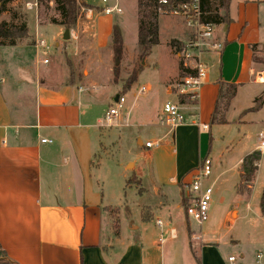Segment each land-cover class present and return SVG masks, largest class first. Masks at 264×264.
<instances>
[{"label": "crops", "instance_id": "1", "mask_svg": "<svg viewBox=\"0 0 264 264\" xmlns=\"http://www.w3.org/2000/svg\"><path fill=\"white\" fill-rule=\"evenodd\" d=\"M231 8L230 0H226L218 11L224 20L215 25V37L223 49L200 55L208 67L207 79L195 105L184 110L187 115L197 114L200 124L208 125L207 131L188 124L171 129L162 123V105L178 99L176 95L174 101L164 99L174 95L169 87L177 76L176 71L154 85L142 87L144 92L155 88L157 96L160 89L164 90L162 104L157 99L153 106L147 98L139 105L134 104L139 90L131 105L125 108V100L113 125L107 126L104 115L121 95L109 84L111 54L102 53L115 24L111 15H91L95 21L89 40H82L81 36L77 44L74 39L79 38V32H76L78 37L75 32H69L66 44L75 48L74 56L78 54V47L87 45V41L91 53L96 52L97 56L91 63L105 62L103 72L96 65L89 75L88 71L84 72L87 76L83 84L46 85L40 80L37 67L29 78L21 73L23 79L18 83L0 78V249L7 259L15 264H81V260L82 264H231L228 259L234 257V264H264V257L257 258L262 252L256 249L264 244L258 243L255 230L256 239L249 232V235L243 233L244 238L233 236L222 240L201 230L196 233L185 213L180 218L176 212L183 208L185 186L203 157L202 132H209V140H213L210 118L219 83L237 85L227 111L242 91L251 89L254 97L259 93L258 88L264 86L257 81L259 73L264 72V64L254 62L255 51L264 56V0L237 2L234 12ZM62 31L65 32L63 27ZM188 35L186 30L185 37L176 40L185 43ZM63 39L60 38L57 48L64 44ZM159 45L160 41L152 46L142 67L149 66ZM170 54L168 50V58ZM175 56L180 59L179 53ZM212 59H220L222 64V70L216 69V76L209 73L210 63L214 64ZM133 127L139 129L136 134ZM144 127L153 140L142 139ZM44 139L50 142L42 143ZM146 142L153 146L146 148ZM110 144L146 150L152 179L150 189L158 199L153 207L160 208L174 193L177 195L175 207L167 211L170 224L164 225L166 238L162 236V229L158 231L146 224L154 219L151 206L141 209V223L134 227L129 221L131 210L126 202L122 204L118 194L107 195L103 189L105 183L100 186L98 178L93 176L94 160ZM253 151H258V146ZM129 165L134 170V163L128 162L125 172ZM114 208L119 209L118 226L114 225L112 230L108 214ZM147 210L150 220L143 221L142 213ZM172 230L174 237L170 235ZM259 235H264L263 226Z\"/></svg>", "mask_w": 264, "mask_h": 264}, {"label": "rangeland", "instance_id": "2", "mask_svg": "<svg viewBox=\"0 0 264 264\" xmlns=\"http://www.w3.org/2000/svg\"><path fill=\"white\" fill-rule=\"evenodd\" d=\"M107 1L108 3L104 4L102 0H76L77 15L75 25L71 26L72 28L70 29L62 25L54 24V21L56 23L61 21V17L55 8L54 0H38L36 10L34 8L29 10L26 7L25 0H0V23L5 22L18 27L24 25L28 30L27 37L17 40L14 46H0V78L5 77L7 81L13 80L18 83L23 79V75L29 78L31 72L37 67L39 70V78L40 80H44L46 85L57 86L59 84L69 83L79 85L84 83L83 79L87 76L84 72L88 71L87 74L89 75L90 71H93L92 67L94 65H96V68H102L101 72H103L105 70V62L99 60L95 61V64L91 63L97 56L95 57L96 52L91 53L93 51L87 41V45L77 46L79 51L75 56L73 55L75 48L73 46H67L66 39H63L64 44L60 47L57 48L56 44L60 41V38L64 37L65 32L62 31V27L65 31H73L75 34L79 32V38L74 39L77 44L80 43L81 36L84 37L82 40H89V37H92L95 21V18H92L91 15L93 17L104 15L102 12L104 6L117 4L122 10V14L114 12L111 14V18L121 28L124 51L120 58H118V65H115V59L111 52L109 42L107 48L102 53L105 56L109 53L111 54L112 58L109 61V84L114 86L116 88L115 91H118L122 95L123 92L121 90L124 85V80L129 76L133 66L138 64L141 51L137 45V32L141 20L138 5L139 0ZM250 1L252 0H230L231 9L233 12L235 11L237 2L245 3ZM220 4L219 0H214L213 7L219 11ZM87 14H90L91 18H88ZM159 17L162 18L159 21L158 34V42L160 41V45L157 48L156 54L150 58L148 67H142L144 65V58L139 62L141 69L137 74L136 82L124 94L126 100L125 108L131 105L134 95L139 90L141 91L142 87L146 88L147 84L154 85V83L156 84L158 81L173 75L176 71L177 76L171 81V86L169 87L174 94V86L182 79L178 75V67L183 59L176 58V52L170 46V42L173 39L184 38L186 28L180 20L168 14L158 12ZM262 17L263 15H261V19ZM188 34L185 40L186 42L189 40L190 33L188 32ZM38 40H43L47 49L38 47ZM76 43L75 45H77ZM168 50H170L171 58L167 56ZM45 60L47 63H44ZM254 60L257 64H264V56L258 55L256 51ZM213 62V65L210 63L209 66L208 64L209 73L216 76V69L222 70V64L220 59L217 61L214 59ZM115 66L119 69V79L116 82L113 80V69ZM53 75L55 76L53 77ZM98 77L103 78L100 74ZM51 79L55 80L52 81ZM257 81L264 84V72L259 73ZM154 89L152 87L151 91L140 92L134 104L137 103L139 105L141 100L145 98L153 106L156 105L157 99L160 104H162L164 99L170 101L175 100V94L163 99L164 90L160 89V96H157ZM258 90V95L254 97L251 89L244 90L234 100L230 109L224 114L225 123L213 125L211 130L212 142L209 140V132H202L201 134L200 149L203 156L202 159L207 156L212 162V174L208 180L204 181V184L212 188V194L206 222L199 225L192 219L187 218L191 223V228L195 229L198 234L201 230L207 233L208 236L215 234L217 238L222 237V240H228L233 236L244 238L243 233H248L249 235L250 232V236L253 239H256L255 234H257L259 238L258 243L264 244V235H259L261 226L264 227V219L262 221L260 218L261 213L259 209L260 195L264 185V153H261V160L251 194L245 197L236 193V186L239 181L237 173L239 161L252 152L255 146H258L259 133L264 135V86L259 87ZM256 100L258 102H255ZM262 100L263 103H261ZM256 105H259L262 109L257 113H250L240 119L243 111ZM132 130L136 134L135 131L139 129L133 127ZM146 130L147 127L142 129V139L144 141L146 138L153 140L148 137L149 135L146 133ZM112 131L115 132L116 130L112 129ZM94 149L95 153H97L96 147ZM145 152V149H129L123 144L120 146L116 144L107 145L106 149L99 152V155L94 160L92 173L94 177L98 178L100 186H103V182L105 183L103 189L107 195L110 193L113 195L118 194L121 203L126 202V205L131 210L129 221L134 227L141 223V209H146L148 206H151L154 219H151L146 224L151 228H156L158 231L162 229V236L166 238L168 234L164 225L170 224V217L167 211L168 208L172 209L175 207L178 199L174 193L172 199L163 202L164 205L160 208L153 207L157 205L158 199L150 189L152 179L150 177L149 164ZM159 160L157 159L158 162ZM128 162L134 163V170L129 165V170L125 172L124 166ZM199 165L200 160H198L195 169ZM124 175L125 177H123ZM132 175H135L139 179L141 188L143 189L142 194L138 193L136 185H127V181L132 178ZM185 193H187L186 188ZM184 198H186L185 195ZM176 212L181 218L185 213V208H180ZM108 215L113 230L117 214L110 212ZM157 219L162 221V228L157 226ZM254 230L256 231L255 234ZM256 250L264 253L263 246L258 247Z\"/></svg>", "mask_w": 264, "mask_h": 264}, {"label": "built area", "instance_id": "3", "mask_svg": "<svg viewBox=\"0 0 264 264\" xmlns=\"http://www.w3.org/2000/svg\"><path fill=\"white\" fill-rule=\"evenodd\" d=\"M102 1L104 4L108 3L107 0ZM25 2L29 10L33 8L34 10L37 9L38 0H25ZM157 2L160 5L157 10L159 13H165L177 18L190 33L189 40L184 43L185 50L179 55L182 56L180 58L183 59V66L195 71L193 76L182 77L180 82L174 86V94L177 97L184 96L186 100L183 104H180L178 99L175 103H164L162 106V123L171 129L188 124L207 131L208 125L200 124L197 114L187 115L184 110L195 105L199 90L207 79V65L199 58L200 55L211 51L220 52L223 49V44L215 37V25L203 21L200 0H188L187 2L176 4H171L169 0H157ZM169 4L172 5L169 10L162 9V6L164 7ZM102 12L104 15H111L114 12L122 14V10L118 5H106L102 8ZM37 46L47 49L43 40H38ZM44 63H47V61L45 60ZM144 91L145 89L141 88L140 92L143 93ZM124 103L125 98L120 95L115 106L105 113L103 119L108 127L113 125ZM41 142L46 143L50 141L44 139ZM144 146L150 148L153 144L146 142ZM258 151L264 153V135L262 133L258 135ZM211 166L212 162L208 157L201 159L199 167L191 172L189 182L185 186L187 190L185 200L188 204L185 208V215L199 225H202L208 219L212 188L204 184V181L208 180L212 174ZM156 223L158 226L162 225L161 221H157ZM170 235H174L173 230ZM262 257H264V253L257 256L258 259ZM228 261L234 264L235 258L230 257Z\"/></svg>", "mask_w": 264, "mask_h": 264}, {"label": "trees", "instance_id": "4", "mask_svg": "<svg viewBox=\"0 0 264 264\" xmlns=\"http://www.w3.org/2000/svg\"><path fill=\"white\" fill-rule=\"evenodd\" d=\"M6 1V0H5ZM171 4L183 3L188 0H169ZM220 8L224 7L226 4V0H219ZM56 11L59 13L61 17V21L54 24L62 25L67 28H72L71 26L75 25V19L77 15V4L76 0H54ZM214 0H200V7L202 11V19L204 22H208L214 25H217L223 22V17H221L218 13V9L213 7ZM139 13H140V22L138 26L137 32V45L140 48V55L138 58V64L134 65L129 76L124 80V85L121 90L123 94L129 91L132 85L136 82L137 74L140 71L141 67L139 62L149 53L152 46L158 44V8L160 5L157 0H139ZM90 6V5H88ZM172 5L162 6L163 10H169ZM28 30L22 25L20 27L14 26L13 24L8 23H0V46L8 45L14 46L15 42L19 39H23L27 37ZM110 49L114 56V62L116 65V61L122 55L124 51L123 38L118 25L114 24L112 26V32L110 36ZM170 46L175 50L176 53H182L185 50V44L181 41L173 39L170 42ZM254 48V47H253ZM179 77L182 78L184 76H193L195 71L193 69L185 68L182 62L179 64ZM119 79V69L116 66L113 69V80L116 82ZM73 84V83H71ZM237 91V85L229 84L225 82L219 83L218 96L215 103L214 111L210 118L211 125L214 124H224V114L226 113L230 101L235 97ZM122 94V95H123ZM186 98L184 96L178 97V102L180 104L185 103ZM255 102H258L256 100ZM263 103V100L261 101ZM260 105V104H259ZM259 105L252 107L246 110L241 116L249 112H254L259 110ZM261 160L260 151H253L252 153L243 157L240 167H239V181L236 186V192L238 194H247L250 195L252 191V185L257 174L258 164ZM136 185L138 188V193L142 194L143 189L141 188V183L139 179L132 175V178L127 181V185ZM183 207H187V201L183 200ZM259 209L261 216L264 219V185L261 191L260 200H259ZM111 212L118 214L119 209L114 208L110 209ZM149 211H145L142 213L143 221L150 220ZM115 228L118 226V216L115 219ZM0 264H15L7 259V256L4 251L0 249ZM82 264V260H81Z\"/></svg>", "mask_w": 264, "mask_h": 264}, {"label": "water", "instance_id": "5", "mask_svg": "<svg viewBox=\"0 0 264 264\" xmlns=\"http://www.w3.org/2000/svg\"><path fill=\"white\" fill-rule=\"evenodd\" d=\"M63 38L66 39V40L69 39V31H68V30L65 31V35H64ZM116 65H118V61H116ZM117 97H118V96H117ZM117 97H116V98H117Z\"/></svg>", "mask_w": 264, "mask_h": 264}]
</instances>
